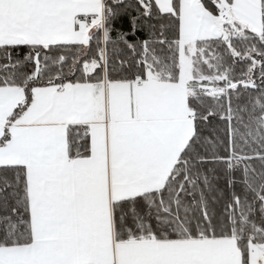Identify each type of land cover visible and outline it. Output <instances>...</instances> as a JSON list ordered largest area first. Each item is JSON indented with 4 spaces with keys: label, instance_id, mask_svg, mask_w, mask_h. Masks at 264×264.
Here are the masks:
<instances>
[{
    "label": "snow or ice",
    "instance_id": "6c2138e0",
    "mask_svg": "<svg viewBox=\"0 0 264 264\" xmlns=\"http://www.w3.org/2000/svg\"><path fill=\"white\" fill-rule=\"evenodd\" d=\"M124 8L0 0V264H264V0H136L113 76Z\"/></svg>",
    "mask_w": 264,
    "mask_h": 264
},
{
    "label": "trees",
    "instance_id": "16d2710c",
    "mask_svg": "<svg viewBox=\"0 0 264 264\" xmlns=\"http://www.w3.org/2000/svg\"><path fill=\"white\" fill-rule=\"evenodd\" d=\"M111 2H112V0H108L109 4H111ZM153 3H154V0H153ZM122 12L124 13V15L122 16L121 20L116 23L114 30L110 33L111 43L105 45L103 42V33L102 32H96L94 29H92L91 31L94 33V37H93L92 41L90 42V45L84 46V51L87 53L88 59H91V58H97L98 59V57H99L98 47H105L106 48V50L108 51L109 57H110L109 68H110V70H112L113 76L117 75V73L114 69H117L119 67V61L121 59H129L130 58V54L124 48L123 44L118 42L119 41L118 33L120 30L128 31V29L130 27L129 18L133 14H135V12H136V0H125V8L122 9ZM153 22L154 21L150 20V21H147V24H150ZM141 24H142V31L138 32L137 35L140 38L148 39L149 35H148L147 25L144 21H142ZM168 35H169V38H172V39L175 38L171 32ZM129 38L134 39L135 37L130 36ZM234 43H236L237 46H239L238 41H235ZM155 47L157 48V52H159L160 46L156 45ZM78 50H79V46L73 45L67 49L54 50V54L55 55H60V54L67 55L68 65H71L74 59H78L79 60V66L82 67L84 59L82 57H78V55H77ZM219 50L223 51L222 48ZM50 55H51V53H50ZM226 60L228 63H231V58L227 55H226ZM68 65L65 66L66 69H67ZM31 67H32L31 64H29L25 70L30 71ZM243 67H245V65H243L242 63H237L235 65V70H236L237 76L239 75L240 70ZM204 68H205V71H207V67L204 66ZM97 74H102V70L100 72H98ZM80 75H81L80 71H77V72H75L74 75H72L71 78L73 80H75ZM257 76H258V73H257ZM241 91L243 92V89H241ZM245 95H247V93H245ZM213 124H216L215 120L213 121ZM217 127L221 129L220 136L223 137L224 133L222 130L224 129L225 125L223 123H220L217 125ZM205 134H207V133H205ZM224 150H225V146L222 144L220 146V151H224ZM217 174L221 175V179H220L219 184H218L221 191L215 194L217 196V199L213 204H211L210 207L215 212L217 217H221L225 213V206L230 200L231 190L225 187V183H224L223 176H222V171L218 172ZM239 190H240L239 185H237L236 191H239ZM255 221H256L257 225L260 224V219H259L258 214L255 217Z\"/></svg>",
    "mask_w": 264,
    "mask_h": 264
}]
</instances>
